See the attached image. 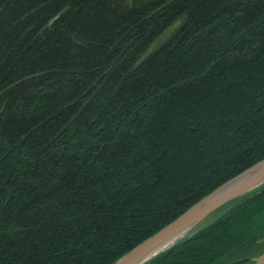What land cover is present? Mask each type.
<instances>
[{"label":"trees","instance_id":"16d2710c","mask_svg":"<svg viewBox=\"0 0 264 264\" xmlns=\"http://www.w3.org/2000/svg\"><path fill=\"white\" fill-rule=\"evenodd\" d=\"M262 160L264 0H0V264H112ZM222 209L145 264H253L264 184Z\"/></svg>","mask_w":264,"mask_h":264},{"label":"water","instance_id":"95a60500","mask_svg":"<svg viewBox=\"0 0 264 264\" xmlns=\"http://www.w3.org/2000/svg\"><path fill=\"white\" fill-rule=\"evenodd\" d=\"M263 184L264 160L254 164L220 185L206 197L198 200L187 211L178 215L175 220L166 224L154 235L144 239V242L134 246L112 264H145L146 261L156 257L157 254L184 238L182 236L196 229L211 213ZM253 264H264V253L258 256Z\"/></svg>","mask_w":264,"mask_h":264},{"label":"rangeland","instance_id":"374dc122","mask_svg":"<svg viewBox=\"0 0 264 264\" xmlns=\"http://www.w3.org/2000/svg\"><path fill=\"white\" fill-rule=\"evenodd\" d=\"M222 211H223V209H222V207H221V209H219V210H217V211L211 213L210 216H209L208 218H206L205 220H203V221L199 224V226L196 227V229H194L193 231L199 229L200 226H204V225H207L208 223H210V221H212L213 219L217 218V217L221 214ZM193 231H191V232H193ZM191 232H189V234H190ZM189 234H185V235L182 236V237H186V236H188ZM263 241H264V240H263ZM258 247H259V248L253 249V252H249V255H252L253 258L256 257L257 254H260L261 252L264 251V242H263V244H259ZM251 251H252V250H251ZM253 255H254V256H253Z\"/></svg>","mask_w":264,"mask_h":264}]
</instances>
